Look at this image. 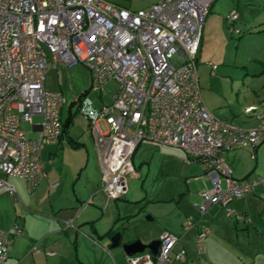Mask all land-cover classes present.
Segmentation results:
<instances>
[{"label":"built area","instance_id":"built-area-1","mask_svg":"<svg viewBox=\"0 0 264 264\" xmlns=\"http://www.w3.org/2000/svg\"><path fill=\"white\" fill-rule=\"evenodd\" d=\"M212 1L161 0L130 10L105 0H0V192L14 195L10 177L24 179L32 191L45 176L41 151L62 137L65 98L61 91H47L44 80L60 61L66 68L86 66L95 88L110 79L117 83L112 102L88 125L108 198L127 192L128 178L137 174L132 159L141 143L171 146L200 162L212 178L213 186L202 190L201 203L194 204L200 214L215 204L235 220L247 219L230 203L264 188V178L233 179L224 154L236 146L254 152L264 142V113L254 128H237L216 119L202 101L198 53ZM226 18L230 32L240 34L234 26L237 11ZM207 64L213 75L216 65ZM58 185L55 181L51 187ZM190 227L188 218L184 229ZM15 234H21L17 224L12 232L0 231V264ZM205 235L199 232L198 248ZM159 240L155 256L149 250L128 254V264H166L185 256L184 248L176 250V235L166 231Z\"/></svg>","mask_w":264,"mask_h":264},{"label":"crops","instance_id":"crops-1","mask_svg":"<svg viewBox=\"0 0 264 264\" xmlns=\"http://www.w3.org/2000/svg\"><path fill=\"white\" fill-rule=\"evenodd\" d=\"M240 27L264 33V26ZM226 32V26H205L198 56L205 42L214 43ZM207 62L210 61L205 62L208 74L215 76L216 70L212 75ZM200 63L202 61L198 57V65ZM58 66L68 69L62 62H56L45 74L44 87L47 91H61L63 94L62 89H53L46 83L50 71L57 70ZM223 79L219 76L210 78L208 90H203L200 84V94L206 109L224 124L237 128L257 126L258 115L264 113V66L257 77L261 82L260 91L244 88L243 95L237 94L233 100L227 98L222 89ZM73 103L76 101L70 104L68 116L62 121L64 124L72 118L69 125L64 127L62 137L57 143L45 145L41 151L45 176L34 190H28L24 179L10 177L8 180L15 189L14 195L0 192V231L12 232L15 224L21 230V234L12 236L5 264H128V254L122 247L124 243L140 238V241L148 244L158 240L166 231L178 237L176 250L184 248L186 251L182 259L166 264H264V188L257 187L245 198L234 199L230 203L236 212L248 216L245 220H235L223 207L215 204L200 214L194 204L201 203L200 192L211 188L213 182L205 174L202 164L191 159L187 169L190 168L192 172L186 181L185 191L179 197L181 199L184 195L185 200H192V204L185 201L186 204L181 206L177 215L164 220L158 229L132 240L122 241L121 236L120 244L111 246V236L119 230L120 221L138 214L135 206L140 199L133 181L139 176V170L134 165L137 174L128 178L127 192L118 199L108 198L101 189L100 167L88 168L87 162L82 173L75 176L67 162L66 150L92 148L94 143L87 116H84L85 120L80 125L82 132L75 136L74 113L71 111ZM249 107L252 110L247 112ZM164 147L175 149L171 146L158 148ZM224 158L231 168L233 179L264 178V142L254 152L248 147H233L224 154ZM220 179L222 186L226 187L225 178ZM55 181L59 185L52 188L51 184ZM188 218L192 227L185 230L184 221ZM66 222L72 225L66 226ZM202 230L206 231V235L198 248L197 236ZM50 251L53 254H48Z\"/></svg>","mask_w":264,"mask_h":264},{"label":"rangeland","instance_id":"rangeland-1","mask_svg":"<svg viewBox=\"0 0 264 264\" xmlns=\"http://www.w3.org/2000/svg\"><path fill=\"white\" fill-rule=\"evenodd\" d=\"M105 1L130 10H137L161 0ZM232 9H235L239 15L238 21L234 24L239 29H242L240 26H264V0H213L205 18L203 28L226 26L227 32L218 41L203 44L202 53L198 56L202 61L198 65L201 88L208 90L210 78L223 77L222 89L230 100L235 99L237 94L242 96L245 92L244 88L260 91L261 82L257 77L264 66V33H255L248 29H242L240 34L230 32L226 15ZM206 61L217 66L215 76L211 77L208 74ZM47 82L53 89H62L66 98V103L61 110L63 122L68 116L70 104L86 92L82 95L80 106L78 103H73L71 107L74 113L75 136H79L82 132L80 125L85 120L84 116L100 117L101 107L112 102V95L117 89V83L113 79L103 84L102 89L95 88L92 85L89 70L83 64L68 69L58 66L57 70L50 71ZM98 124L102 130L105 129L102 120H99ZM25 127L28 129V124H25ZM65 154L75 176L82 173L87 162L88 168L93 166L99 168L94 144L92 148L87 149L69 148ZM190 161L182 151L176 148H158L149 143H141L138 146L133 156V163L139 170V176L133 181L140 199L135 206L138 214L120 221L119 230L116 232L121 233L122 241L132 240L158 229L164 220L177 215L181 206L186 204L185 201L192 204V200H185L184 195L181 199L179 197L185 191L186 181L192 172L190 168L187 169Z\"/></svg>","mask_w":264,"mask_h":264},{"label":"water","instance_id":"water-1","mask_svg":"<svg viewBox=\"0 0 264 264\" xmlns=\"http://www.w3.org/2000/svg\"><path fill=\"white\" fill-rule=\"evenodd\" d=\"M217 176L214 175L213 178H216ZM120 239H121V233L120 232H115L111 236V246H118L120 244ZM160 244V240H152L148 244H144L142 241L139 239L134 240L132 242H126L122 245L123 250L125 251L126 254H135L139 252H143L145 249H148L153 256L157 254L158 247Z\"/></svg>","mask_w":264,"mask_h":264},{"label":"trees","instance_id":"trees-1","mask_svg":"<svg viewBox=\"0 0 264 264\" xmlns=\"http://www.w3.org/2000/svg\"><path fill=\"white\" fill-rule=\"evenodd\" d=\"M85 93H86V92H84L82 95H84ZM82 95H80V96L77 97V101L79 102V105H80L81 102H82ZM71 119H72V118H71ZM71 119L67 120V121L63 124V126L66 127L67 125H69Z\"/></svg>","mask_w":264,"mask_h":264}]
</instances>
